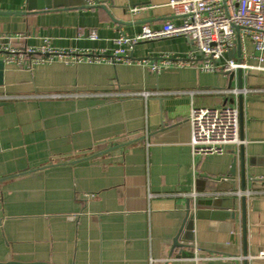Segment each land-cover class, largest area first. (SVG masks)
<instances>
[{
    "label": "crops",
    "instance_id": "1",
    "mask_svg": "<svg viewBox=\"0 0 264 264\" xmlns=\"http://www.w3.org/2000/svg\"><path fill=\"white\" fill-rule=\"evenodd\" d=\"M169 1L57 0L36 13L0 0V264H264V70L178 66L186 37L123 46L128 64L81 55L110 58L144 26H178ZM241 97L245 143L194 157L192 110H239Z\"/></svg>",
    "mask_w": 264,
    "mask_h": 264
},
{
    "label": "built area",
    "instance_id": "2",
    "mask_svg": "<svg viewBox=\"0 0 264 264\" xmlns=\"http://www.w3.org/2000/svg\"><path fill=\"white\" fill-rule=\"evenodd\" d=\"M168 6L175 17H181L182 23L174 25L167 22L160 30H154L148 26L142 28V33L136 38H120L117 45L121 47L110 58L101 55L88 56L90 62L102 61L114 62L116 59L125 64L131 63V58L125 56L123 46L135 45L144 41H162V39H174L186 37L191 40L193 50L187 59L177 61L178 66L196 65L200 63V69L207 73H231L242 71H262L260 66L247 64V56H241L239 60L226 59L225 55L241 46L242 54L245 51V42L249 40L254 48L251 58L264 63V0H170ZM134 11H137L136 9ZM240 29L239 31L237 29ZM96 38L95 34H92ZM42 54L53 58H67L71 53L56 52L47 47L41 48ZM29 50V54L38 53ZM241 54V55H242ZM77 61L81 57L76 58ZM165 66L170 58L163 57ZM161 67L154 66L153 71L159 72ZM237 95L247 94L248 90H232ZM134 95V94H131ZM148 96L149 93L139 94ZM191 149L194 157L216 156L224 153V147L228 145H243L241 139L240 114L237 107H223L220 109L198 108L191 112ZM248 195V194H246ZM196 199L197 195H192ZM264 258V252L260 254Z\"/></svg>",
    "mask_w": 264,
    "mask_h": 264
},
{
    "label": "water",
    "instance_id": "3",
    "mask_svg": "<svg viewBox=\"0 0 264 264\" xmlns=\"http://www.w3.org/2000/svg\"><path fill=\"white\" fill-rule=\"evenodd\" d=\"M57 2V0H27V5H28V12H33L35 11L36 13H40L42 11L45 10H53V8H57L56 6H58L57 4H55ZM238 31L240 30L239 28L237 29ZM238 55V57H241L242 54V49L241 46H239L237 49H234L231 51V53H229L230 56L234 57L235 55ZM4 64L3 62L0 61V86L2 85V80H3V73H4ZM239 77L241 79L242 77V71H239ZM242 86V84H241ZM239 112L241 114V123H242V118H243V98H240V108H239ZM244 164V162L242 163ZM233 175V173H232ZM242 189L244 191L247 190V183H246V176H245V171L243 172L242 175ZM243 200V210H244V231L246 230V208H247V200L245 198H242ZM246 234V231H245ZM177 245H179V243L177 242ZM246 249V247H245ZM246 255L247 252L245 251Z\"/></svg>",
    "mask_w": 264,
    "mask_h": 264
}]
</instances>
